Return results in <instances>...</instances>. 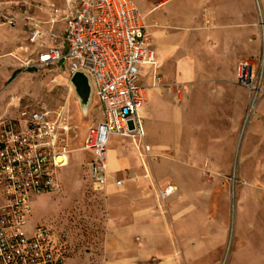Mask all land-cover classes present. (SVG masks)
<instances>
[{"label": "rangeland", "instance_id": "obj_1", "mask_svg": "<svg viewBox=\"0 0 264 264\" xmlns=\"http://www.w3.org/2000/svg\"><path fill=\"white\" fill-rule=\"evenodd\" d=\"M234 3L232 0V4ZM242 3L247 9L241 21L244 25H234V29L248 34L243 46L249 44L252 53L247 54L245 51V56L237 57L236 64L241 59L249 60L258 70L257 75L262 74L264 85V66H261L264 54V0H244ZM51 5L63 8L64 0H0L4 15L31 16L41 20L49 18ZM232 20L236 24V19ZM25 29L21 19L10 25L0 15V42L9 44L6 45L8 48L4 56L7 54L17 62L11 65L5 63L6 59H0V116L16 117L22 109H45L53 114L62 112L68 125L62 141L65 148L70 150L68 165L58 170L59 188L53 193L32 197L27 229L40 223L50 225L69 247L70 254L65 264H114V259L120 253L112 251L113 246L105 237L109 222L107 202L110 194L104 189L93 188L88 165L91 154L82 148L86 129L100 120L97 97L92 92L88 104L81 103L65 72L64 64L60 69L55 66L36 69L30 67L29 59H34V55L30 53L34 47L28 44ZM253 44L256 45L255 50ZM1 47L4 46L0 45ZM12 68H16V74L10 79L9 72ZM215 88V85L208 84L209 93H204L208 108L206 113H202L201 121L199 115L191 118L187 114L183 92L177 94L174 91L167 99L169 104H163L152 91L150 115L143 116L145 122L150 123L151 132L146 136V142L150 144L151 150L147 152L141 149L140 154L129 139L118 136H113L107 147L114 158L130 156L141 162L142 171L139 175L146 176L150 182L154 199L149 202V206L155 209L154 214L166 217L168 209L181 213L191 207L196 264H256L255 249H247L241 243L238 203L239 194L241 199L252 197L254 187L259 183L256 181L258 171L264 184V159L254 162L255 159L249 157L250 140L245 142L250 122L254 119L258 122L264 120L263 113H257L258 104H264V93L257 98L253 110L248 112V91L247 96L245 95L248 100L244 101L241 89L232 86L229 91L237 93L238 105L235 103L232 106V114L229 110L227 115H223L220 108H227L226 104L230 105V101L222 106L216 100ZM181 104H184L180 109L181 117L175 125L180 148L174 150L167 139L166 142H158L165 135L166 126H173L172 121L162 118L161 112H169L171 105L178 107ZM232 117L239 119L240 136L235 134L233 145H228L227 142L218 144L216 138H226L227 130L232 125ZM253 147L255 150L256 145ZM259 147L264 152V142ZM174 158L178 162L173 161ZM152 163L156 166L155 172L152 171ZM125 170L128 171L127 168ZM174 174H178L187 194L190 193L187 201L179 197L181 192L178 190L172 197L164 200L159 198V189L167 183L173 184ZM117 176L129 177L123 171L118 172ZM242 204L243 208H253L251 199L246 203L242 201ZM243 234L245 239L247 233L244 231ZM137 239L138 237L135 238L136 241ZM185 247L184 244L183 248ZM152 248L149 251L154 250L156 256L150 257L145 264H159L163 259L162 251ZM177 251L181 258L178 248ZM179 264L185 263L180 261Z\"/></svg>", "mask_w": 264, "mask_h": 264}, {"label": "built area", "instance_id": "obj_2", "mask_svg": "<svg viewBox=\"0 0 264 264\" xmlns=\"http://www.w3.org/2000/svg\"><path fill=\"white\" fill-rule=\"evenodd\" d=\"M49 18L2 15L10 25L22 20L26 39L34 47L32 68L60 69L71 78L86 74L97 97L100 120L86 129L83 145L90 152L93 188L107 184L108 142L113 135L129 139L137 151L144 143L146 87L140 82L143 65L157 67L144 14L132 0H64L51 5ZM262 68V67H261ZM236 83L247 89V111L264 93L262 74L249 61L236 66ZM155 71V70H154ZM158 75L155 71V78ZM68 130L62 112L22 109L16 117L0 116V264H65L69 247L48 224L27 229L32 197L53 193L60 182L58 170L68 161L63 145ZM116 186L123 180L116 178ZM175 184L159 189L164 200L176 193Z\"/></svg>", "mask_w": 264, "mask_h": 264}, {"label": "crops", "instance_id": "obj_3", "mask_svg": "<svg viewBox=\"0 0 264 264\" xmlns=\"http://www.w3.org/2000/svg\"><path fill=\"white\" fill-rule=\"evenodd\" d=\"M132 1L144 14L145 24L148 27L151 41H153L152 48L157 60L156 69L150 65H143L140 70V82L146 87L147 101L141 110L142 117L150 115V94L152 91L157 100L163 104H169L167 99L172 96L174 91L177 94L183 92L187 114L191 118L199 115L200 121L202 113H206L208 108L207 100H204L205 91L209 93L208 84L216 86V100L222 106L228 100L230 101V105L226 104L227 108H220L223 115H227L229 110L232 114V106L235 103L236 106L238 105L237 93L229 91L232 86L235 85L241 89L242 99L248 100L247 89L239 87L240 85L235 81L237 57L245 56V51L247 54L252 53L249 44L243 46L248 34H244L243 30L234 29V25H244L241 22L247 11L245 4L243 6L242 3L244 0H234V4H232V0ZM3 12V9L0 8V14ZM233 18L236 19V24H234ZM6 43L0 42V45L4 46L0 48V59H6L5 63L11 65L17 63L11 56L7 54L4 56L5 50L8 48L6 45H9ZM254 45L253 49L255 50L256 45ZM242 60L244 59L239 61ZM15 69L12 68L9 75ZM154 70L158 73L156 78ZM184 104L178 107L171 105V112L163 110L161 112L162 118L172 121L173 126H166L165 135L158 142H166L167 139L169 146L174 150L180 148L177 144L178 130L175 125L181 117L180 109ZM259 111L264 115V104L262 106L260 103L258 104L257 113ZM230 119L232 125L227 130L226 138L218 136L216 138L218 144L227 142L226 144L233 145L235 134L238 133V137L240 136L239 119L236 120L234 117ZM149 125L150 123L144 120V143L150 146L146 142V136L148 137L151 132ZM248 127L249 131L245 135V142L249 139L251 143L249 157L255 159L254 162L262 161L264 152L260 150L259 145L264 142V120L258 122L254 119ZM254 145H256L255 150ZM120 158L109 159L107 151L108 180L104 190L110 194V197L107 202L109 222L105 237L107 241L111 242L112 251L120 253L114 259V264H145L150 257L156 256L154 250L149 251L150 247L162 251L163 259L159 261V264H179L180 261L185 264H196L191 207L181 213H174L173 210L168 209L169 213L166 217L154 214L155 209L149 206V202L154 199V193L149 187L150 182L146 176L139 175V172L142 171L141 162L133 160L130 156H121ZM174 159L173 161L178 162L176 158ZM151 167L155 172L154 163L151 164ZM126 168L128 171L125 170ZM120 171L129 177H118L117 173ZM174 173L176 174V171ZM258 173L256 181L259 183L255 185L252 197L241 199V194H239L238 219L242 246L244 245L247 249L251 247L255 249V263L264 264V184L261 182V173L259 171ZM175 174L172 179L173 184L181 192L179 197L186 200L190 193L187 194L183 180L179 178L178 174ZM116 178L123 180L121 186L115 185ZM159 182L161 183V180ZM250 199L253 208H243L242 201L246 203ZM244 231L247 233L245 239ZM136 237H138L137 241ZM184 244L185 248H183ZM177 248L181 253V258L178 257Z\"/></svg>", "mask_w": 264, "mask_h": 264}, {"label": "water", "instance_id": "obj_4", "mask_svg": "<svg viewBox=\"0 0 264 264\" xmlns=\"http://www.w3.org/2000/svg\"><path fill=\"white\" fill-rule=\"evenodd\" d=\"M70 82L75 88V92L83 104H88L92 89L90 88L88 77L83 72H77L70 78Z\"/></svg>", "mask_w": 264, "mask_h": 264}, {"label": "bare ground", "instance_id": "obj_5", "mask_svg": "<svg viewBox=\"0 0 264 264\" xmlns=\"http://www.w3.org/2000/svg\"><path fill=\"white\" fill-rule=\"evenodd\" d=\"M261 66H264V54H263V56H262ZM108 156H109V159L112 158V157H111V150H110L109 147H108ZM67 165H68V161H67V163H66V166H67Z\"/></svg>", "mask_w": 264, "mask_h": 264}, {"label": "trees", "instance_id": "obj_6", "mask_svg": "<svg viewBox=\"0 0 264 264\" xmlns=\"http://www.w3.org/2000/svg\"><path fill=\"white\" fill-rule=\"evenodd\" d=\"M15 74H16V72L14 71L11 75V78L10 79H12L14 76H15Z\"/></svg>", "mask_w": 264, "mask_h": 264}]
</instances>
